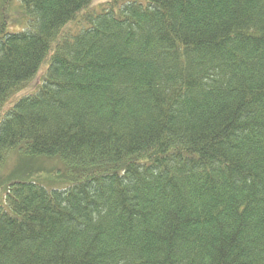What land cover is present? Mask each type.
I'll use <instances>...</instances> for the list:
<instances>
[{
	"label": "trees",
	"instance_id": "obj_1",
	"mask_svg": "<svg viewBox=\"0 0 264 264\" xmlns=\"http://www.w3.org/2000/svg\"><path fill=\"white\" fill-rule=\"evenodd\" d=\"M17 1L0 164L81 169L8 185L0 264H264V0Z\"/></svg>",
	"mask_w": 264,
	"mask_h": 264
},
{
	"label": "rangeland",
	"instance_id": "obj_2",
	"mask_svg": "<svg viewBox=\"0 0 264 264\" xmlns=\"http://www.w3.org/2000/svg\"><path fill=\"white\" fill-rule=\"evenodd\" d=\"M2 1L0 0V15L2 11ZM104 0H94L92 5L97 7ZM6 16H8V30L22 28L19 24L20 14L17 0H7ZM5 6V7H6ZM13 20L15 22H13ZM72 21L64 26L69 27ZM73 26V25H72ZM45 68H40L35 77L29 81L21 90L15 92L8 98L2 107V111L10 108L15 100L21 96L35 91L41 83ZM79 166H70L60 157L39 155L26 156L17 149H12L5 155L4 161L0 164V205L6 204V190L9 184L15 181L35 182L47 189H65L74 182V174Z\"/></svg>",
	"mask_w": 264,
	"mask_h": 264
}]
</instances>
